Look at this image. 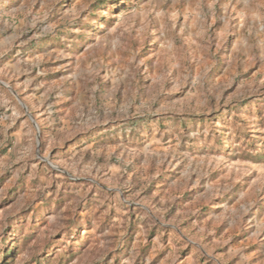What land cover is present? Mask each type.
Here are the masks:
<instances>
[{"label":"rangeland","instance_id":"rangeland-1","mask_svg":"<svg viewBox=\"0 0 264 264\" xmlns=\"http://www.w3.org/2000/svg\"><path fill=\"white\" fill-rule=\"evenodd\" d=\"M0 264H264V0H0Z\"/></svg>","mask_w":264,"mask_h":264},{"label":"water","instance_id":"water-1","mask_svg":"<svg viewBox=\"0 0 264 264\" xmlns=\"http://www.w3.org/2000/svg\"><path fill=\"white\" fill-rule=\"evenodd\" d=\"M14 95H15V93H13ZM16 96V95H15ZM16 98H17V96H16ZM22 105V107H23V109H25V111H26V108H25V106L23 105V104H21ZM26 113H27V111H26ZM28 114V113H27ZM30 116V115H29ZM35 125V124H34ZM36 127V126H35Z\"/></svg>","mask_w":264,"mask_h":264},{"label":"trees","instance_id":"trees-1","mask_svg":"<svg viewBox=\"0 0 264 264\" xmlns=\"http://www.w3.org/2000/svg\"><path fill=\"white\" fill-rule=\"evenodd\" d=\"M4 252H2L1 254H3Z\"/></svg>","mask_w":264,"mask_h":264}]
</instances>
